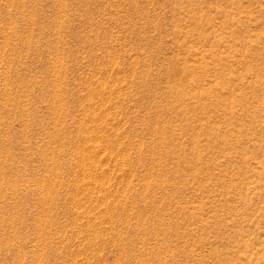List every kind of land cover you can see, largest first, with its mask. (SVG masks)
Here are the masks:
<instances>
[{
  "label": "rangeland",
  "instance_id": "obj_1",
  "mask_svg": "<svg viewBox=\"0 0 264 264\" xmlns=\"http://www.w3.org/2000/svg\"><path fill=\"white\" fill-rule=\"evenodd\" d=\"M0 264H264V0H0Z\"/></svg>",
  "mask_w": 264,
  "mask_h": 264
}]
</instances>
